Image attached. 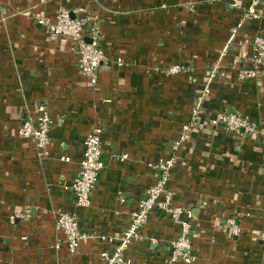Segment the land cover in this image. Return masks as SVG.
Masks as SVG:
<instances>
[{"label": "crops", "instance_id": "0c3cea01", "mask_svg": "<svg viewBox=\"0 0 264 264\" xmlns=\"http://www.w3.org/2000/svg\"><path fill=\"white\" fill-rule=\"evenodd\" d=\"M249 2L232 8L227 0H0V264H100L154 184L150 165L169 155L195 108L199 121L227 110L248 117L259 132L237 136L207 125L176 151L168 187L172 203L194 217L190 264H264V79L238 81L243 64L234 63L251 53L254 36L264 37V0L256 19L245 16ZM60 10L97 21L106 60L95 86L79 73L73 43L48 35L44 24ZM171 66L182 70L168 76ZM40 105L51 121L44 157L18 135ZM94 128L102 130L105 166L90 205L76 207L68 189ZM18 212L26 218L11 224ZM57 212L74 214L88 236L74 254L57 245ZM228 217L237 219L239 237L226 236ZM178 233L153 211L124 258L184 264L170 260Z\"/></svg>", "mask_w": 264, "mask_h": 264}, {"label": "built area", "instance_id": "2783aa9c", "mask_svg": "<svg viewBox=\"0 0 264 264\" xmlns=\"http://www.w3.org/2000/svg\"><path fill=\"white\" fill-rule=\"evenodd\" d=\"M227 2L232 8L240 7L239 0H227ZM261 3L262 0H250L248 6L244 8L245 16L253 19L259 18L257 8ZM39 24L42 25L43 23L39 21ZM44 26L50 38L73 43L79 73L91 86H95L97 73L106 60L99 44L97 21L90 16L73 17L67 10H60L56 14L55 21L45 23ZM250 50V54L242 52L234 60L235 64H238V62L243 64L242 67H239L237 73V79L240 82L264 79V37L254 36L250 41ZM248 64L250 66L246 67ZM216 69L217 64L210 70L209 81L214 78ZM181 70L182 67L180 66H171L164 69V73L173 76L179 74ZM208 83L196 99V103L199 105L209 94ZM36 113L35 118L28 117L23 120L18 129V135L21 138L32 139L38 155L44 157L50 145L51 121L44 105L38 106ZM199 114L200 110L195 108L192 112L191 121L183 126L178 140L170 146L169 155L160 158L154 165H150L155 175L154 184L146 190L144 196L138 201L136 210L132 213L130 225L120 235L118 243L111 250L103 251L100 254V264H129L124 258V252L133 240L141 238V230L145 227L148 216L153 211L163 214L179 228L178 236L170 245L171 262L190 264L194 261L191 254L190 240L191 223L194 218L192 211L175 206L172 203L173 192L168 187L176 151L192 130H204L207 125L215 129H223L227 133L237 136H253L259 132L257 126L248 117L235 112L227 110L217 112L209 117L206 122L198 120ZM101 133L100 128H94L84 139L83 156L79 163L78 174L68 189L73 195L76 207L85 208L90 205V195L96 187L100 171L105 166L101 153ZM25 218L24 213L18 212L9 217V222L15 224V222ZM224 227L228 238L239 237L241 234V228L235 217L226 218ZM54 229L56 233L61 234L63 237V240H58L57 245L64 243L67 251L71 254H74L80 243L88 238L86 234L79 230L77 218L71 213L57 212Z\"/></svg>", "mask_w": 264, "mask_h": 264}]
</instances>
